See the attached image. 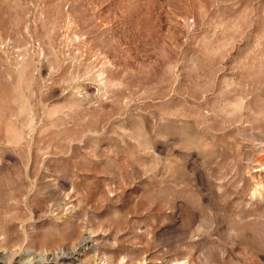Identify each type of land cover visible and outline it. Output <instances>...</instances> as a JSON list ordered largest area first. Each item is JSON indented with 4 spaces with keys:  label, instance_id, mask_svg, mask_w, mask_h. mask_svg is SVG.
Segmentation results:
<instances>
[{
    "label": "rangeland",
    "instance_id": "obj_1",
    "mask_svg": "<svg viewBox=\"0 0 264 264\" xmlns=\"http://www.w3.org/2000/svg\"><path fill=\"white\" fill-rule=\"evenodd\" d=\"M264 264V0H0V264Z\"/></svg>",
    "mask_w": 264,
    "mask_h": 264
},
{
    "label": "bare ground",
    "instance_id": "obj_2",
    "mask_svg": "<svg viewBox=\"0 0 264 264\" xmlns=\"http://www.w3.org/2000/svg\"><path fill=\"white\" fill-rule=\"evenodd\" d=\"M161 264V263H160ZM178 264H183V263H178Z\"/></svg>",
    "mask_w": 264,
    "mask_h": 264
}]
</instances>
